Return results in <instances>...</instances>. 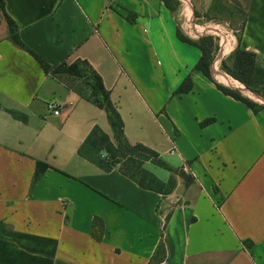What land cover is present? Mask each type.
Returning a JSON list of instances; mask_svg holds the SVG:
<instances>
[{"label": "crops", "instance_id": "0c3cea01", "mask_svg": "<svg viewBox=\"0 0 264 264\" xmlns=\"http://www.w3.org/2000/svg\"><path fill=\"white\" fill-rule=\"evenodd\" d=\"M3 1L22 43L51 67L87 61L127 141L194 182L175 176L164 196L80 157L94 128L113 140L106 113L80 80L44 72L16 47L0 12V264H264V108L253 113L217 85L264 99L220 69L238 46L232 32L213 81L194 70L200 50L177 37L214 35L218 26L203 20L215 0H175L176 13L162 0ZM223 2L245 15L239 46L264 67V0ZM187 77L192 90L175 94ZM37 162L48 169L33 184ZM95 217L100 242L90 235Z\"/></svg>", "mask_w": 264, "mask_h": 264}, {"label": "trees", "instance_id": "16d2710c", "mask_svg": "<svg viewBox=\"0 0 264 264\" xmlns=\"http://www.w3.org/2000/svg\"><path fill=\"white\" fill-rule=\"evenodd\" d=\"M162 2L170 11L176 13L178 8L177 1L162 0ZM223 6H227L223 0H215L211 12L220 15L223 12ZM229 8L232 12L241 15L242 20L240 23V33L236 36L238 46L228 58L221 61L220 69L255 96L264 99V67L262 62L255 53L243 50L239 46L241 32L246 21L245 15L233 7ZM0 12L9 26L10 40L16 47L28 52L39 63L44 72L54 75L63 74L80 80L90 91L87 99L106 113L108 123L112 130L113 140L100 128H94L78 150L80 157L104 172L117 169L142 189L157 192L164 196L170 194L174 189L176 184L175 176L182 178L187 186L194 182V178L191 175H187L182 169H174L169 166L156 151L142 144L131 145L127 141L124 134V123L118 108L111 102L109 92L105 89L101 77L87 61H78L71 65L63 62L58 66L51 67L21 42L18 35V28L8 16L3 0H0ZM195 15L196 17L198 16L197 13ZM205 16L208 18L209 15L206 14ZM128 18L131 20L130 16ZM177 37L180 41L200 50L201 57L194 67V70L201 72L209 80L213 81L211 65L219 49V39L211 35H205L198 40H192L186 37L180 29L177 30ZM192 88V80L190 77H187L175 94L188 93ZM217 88L224 94L244 104L253 113H258L264 108V105H260L243 96L238 90L225 88L220 85H217ZM10 114L14 119L25 122V117L15 112H10ZM212 122V119L206 120L201 123V126H206ZM147 163L167 170L172 174V177L167 182L160 181L145 167ZM46 169H48L46 164L37 162L33 184L42 177ZM168 218L169 215L166 217L165 223ZM90 235L94 240L98 242L102 241L104 224L100 218L95 217L93 219ZM245 245L251 251V243L245 242ZM163 246L164 242L162 240L159 249L161 250Z\"/></svg>", "mask_w": 264, "mask_h": 264}, {"label": "rangeland", "instance_id": "374dc122", "mask_svg": "<svg viewBox=\"0 0 264 264\" xmlns=\"http://www.w3.org/2000/svg\"><path fill=\"white\" fill-rule=\"evenodd\" d=\"M241 20H242L241 15L232 12L228 6H223V12L220 15L213 12L208 16L207 19L203 20V22H207L209 26H218L216 29H218V34L220 36H217L216 34L212 35L211 33H209L208 35L217 37L219 39V44H220L221 39L224 40V36H228L229 34L232 33L235 36L239 35ZM77 87L82 89L81 84H77ZM147 166L148 164L145 165V167ZM148 169L156 177L162 180H165L170 175V172L155 165L150 166Z\"/></svg>", "mask_w": 264, "mask_h": 264}, {"label": "built area", "instance_id": "2783aa9c", "mask_svg": "<svg viewBox=\"0 0 264 264\" xmlns=\"http://www.w3.org/2000/svg\"><path fill=\"white\" fill-rule=\"evenodd\" d=\"M214 34H216L217 36H220L218 34V31H215ZM224 45H225V41L223 39H221V42L219 44V49H218L219 50L218 51L219 54L217 56V59L220 56V54L222 53V51H224ZM48 108H49L50 111L53 112L54 115H56V116L60 115V107H59L58 104L51 102V103L48 104Z\"/></svg>", "mask_w": 264, "mask_h": 264}, {"label": "water", "instance_id": "95a60500", "mask_svg": "<svg viewBox=\"0 0 264 264\" xmlns=\"http://www.w3.org/2000/svg\"><path fill=\"white\" fill-rule=\"evenodd\" d=\"M247 90V89H246ZM249 91V90H248Z\"/></svg>", "mask_w": 264, "mask_h": 264}]
</instances>
